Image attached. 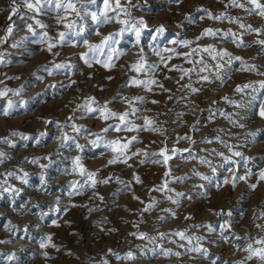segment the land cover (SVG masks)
Masks as SVG:
<instances>
[{
    "label": "rangeland",
    "instance_id": "374dc122",
    "mask_svg": "<svg viewBox=\"0 0 264 264\" xmlns=\"http://www.w3.org/2000/svg\"><path fill=\"white\" fill-rule=\"evenodd\" d=\"M68 3L0 0V264H264L260 9Z\"/></svg>",
    "mask_w": 264,
    "mask_h": 264
},
{
    "label": "snow or ice",
    "instance_id": "6c2138e0",
    "mask_svg": "<svg viewBox=\"0 0 264 264\" xmlns=\"http://www.w3.org/2000/svg\"><path fill=\"white\" fill-rule=\"evenodd\" d=\"M38 2H39V0H38ZM249 2L252 3V4H254V5L256 6V8L260 9V14H261V15H264V6L260 5V4L257 2V0H249ZM12 3L14 4V3H15V0H12ZM105 3L107 4V0H105ZM118 3H119V0H117V5H118ZM27 6H28L29 9H31V8L33 7V5H32L31 3H29ZM63 6H64V5L59 4V3L56 5V7H57L58 9L61 8V7H63ZM240 6L243 7V5H240ZM67 7H68V8H72L73 10H75L74 7H73V4L71 3V0H69V3L67 4ZM11 12H12V14H16V12H17L16 7H12V8H11ZM209 15H211V14H209ZM214 18H215V19H221L222 17H214ZM9 19H11V16H9ZM93 19L95 20L96 17L93 16ZM141 23H142V21H141ZM240 26H241L242 28L245 27L243 24H241ZM246 30H248V31H253V29H251L250 26H249ZM11 31H12V28L9 27V28H8V32H11ZM255 31H259V30H255ZM216 34H217V33L214 32L212 29H205L204 32L201 33V36H202V37H203V36H214V35H216ZM60 35H61V38H63V35H64V34L61 33ZM137 35H139V32H138V31H137ZM226 35H228V34H226ZM108 39H109V37H104L102 43H106V42L108 41ZM183 43H184V44H189L190 41H183ZM257 43H260V44L264 45V40L257 41ZM53 46H54V45L49 44V51H51V48H52ZM238 46H242V45H238ZM193 51L195 52L196 50L194 49ZM204 51L207 52V51H210V49H209V48H205ZM216 55H219L221 58H223V57H225V56H229V57H230V54H229L228 52H226V51H222V52L216 53ZM213 58H215V57H213ZM232 59L240 60V57H234V58L230 57L228 63H231ZM105 66L107 67V65H105ZM56 67L59 68V67H62V65H57ZM133 67H134V68H137L136 65H133ZM151 67H152V66L149 65V68H151ZM217 67H219V65H218ZM142 69H143V65H140V67L137 68V71H140V70H142ZM201 71H203V69H201ZM185 74H187V72H185ZM202 79L205 80V81H207V80H208V77H207V76H204V77H202ZM218 79H221V82H223V78H222V77H218ZM131 83H133V84H141V83H143V84L147 87L149 81H138V80H133V81H131ZM151 83H155V81H151ZM161 87H163V86L161 85ZM188 87H190V85H189ZM243 87H244V88H247V87H249V85H244ZM261 87H264V84H262ZM241 90H242V89H241L240 86H237V88L235 89L236 92H240ZM191 91H192V92H197L198 89L192 88ZM113 99H116V98L114 97ZM137 99H142V98L137 97ZM225 99H227V97H225ZM153 103H156V101H153ZM88 111H100L102 117H103L105 120L109 119L110 117H116V116H117V113L112 112V111H109L106 107L103 108V109H99V108H97V109H92L91 107H89V108H88ZM259 115H260L262 118H264V109H262V110L260 111ZM126 116H127V113H124L123 115H120V116H119V119H120V121H121L122 124L124 123V121H125V117H126ZM146 123L151 124V121H146ZM109 128H114V130H116V131H120V130H122V129H121V125L118 124V125H115V126H113V125H109V127H108V128H105L104 131L107 132V131L109 130ZM156 130L158 131V129H156ZM185 138H187V139H191L190 137H180V139H185ZM135 139H136L135 137H132V140H135ZM217 139H219V137H217ZM130 142H131V141H130ZM130 142H129V143H130ZM118 143H119L118 141H113V142H112V144H118ZM79 147H80V145H77V148H79ZM121 147L124 148V149H126V148L128 147V144H127V143H126V144H123ZM112 150L115 152V151H117V148H116V147H113ZM167 151H168L167 149H161L158 153H155V152H154V153H145L144 155H145L146 157H147V156H153V155H159V156L163 157V161H164V163L167 164L168 161H169L170 159L173 158V156H176V155H177V150L172 149V150H171V151H172V155H168V154H166ZM234 154H235L236 156H239V155H240L239 152H236V153H234ZM3 156H4V153H0V157H3ZM35 162H36V161H33V163H35ZM201 162H202V163H206V161H201ZM108 163H109V164L116 163V160H115V159L110 160ZM153 163H160V161H159V160H156V161H153ZM77 164H78V160H77ZM81 172L83 173V169H82V168H81ZM9 175H11V173H9ZM92 175H93V174H89V177H91ZM165 175H168V173L166 172ZM136 179H137V181H139V178H138V177H137ZM180 179H182V178H180ZM239 179L243 180V179H245V177L241 176V177H239ZM260 179H261V180H264V171H262V172L260 173ZM226 182H227V181H226ZM101 183H107V180L101 181ZM251 187L254 188L255 185H252ZM178 195H183V194H182V193H178ZM174 202H175V201H174ZM151 206H152V205H149L148 207L150 208ZM144 210L147 211L148 209L145 208ZM162 219H163V218H162ZM162 235H163V234H162ZM176 235H179V236L181 237V239H184V238H185L183 233H176ZM258 243H264V241H258ZM42 246H43V245H42ZM248 251H249V252H252L253 254H257V255H259L260 259H261V260H264V250H253V249H252V246L249 245V246H248ZM175 254H176V255H179V253H175ZM164 255L167 256V255H169V253H168V252H164ZM127 258H132V254L129 253ZM248 258L251 259V256H249Z\"/></svg>",
    "mask_w": 264,
    "mask_h": 264
}]
</instances>
